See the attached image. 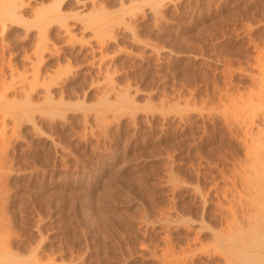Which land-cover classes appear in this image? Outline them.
I'll list each match as a JSON object with an SVG mask.
<instances>
[{
  "label": "rangeland",
  "instance_id": "374dc122",
  "mask_svg": "<svg viewBox=\"0 0 264 264\" xmlns=\"http://www.w3.org/2000/svg\"><path fill=\"white\" fill-rule=\"evenodd\" d=\"M19 10L0 19L6 119L26 118L6 151L13 248L39 244L43 264H253L238 252L264 239V0Z\"/></svg>",
  "mask_w": 264,
  "mask_h": 264
},
{
  "label": "bare ground",
  "instance_id": "6f19581e",
  "mask_svg": "<svg viewBox=\"0 0 264 264\" xmlns=\"http://www.w3.org/2000/svg\"><path fill=\"white\" fill-rule=\"evenodd\" d=\"M23 3H24V0H0V19H6V18H11V17H16L17 15L18 16H20L19 15V13H20V10H19V8H21L22 7V5H23ZM53 7V6H52ZM52 7H48L45 11H44V13H47V12H50L51 11V13L52 12H54L55 10V8L54 9H52L51 10V8ZM48 9H50V10H48ZM54 10V11H53ZM59 11V10H58ZM54 14V13H53ZM45 15V14H44ZM49 15V14H48ZM17 16V17H18ZM16 17V18H17ZM55 18V19H54ZM13 19V18H12ZM51 19H53V20H56V17L54 16H51V18L49 19V20H51ZM1 21H3V20H1ZM47 22V21H46ZM2 23V22H1ZM3 23H5V21L3 22ZM46 24V23H45ZM5 25V24H4ZM43 25V24H42ZM40 26V25H39ZM66 28V27H65ZM42 29V28H41ZM41 30H39V32H40ZM67 31H70V29L67 27ZM44 38V37H43ZM47 38V37H46ZM41 40H43V39H41ZM46 39H44L43 41H45ZM47 41V40H46ZM46 41H45V43H42L41 42V44L43 45L44 44V46L47 44L46 43ZM40 44V43H39ZM42 47V46H41ZM49 47V46H48ZM39 48H40V46H39ZM44 48V47H43ZM43 50V49H42ZM43 51H45V50H43ZM39 54H40V51H39ZM38 58H39V56H37ZM37 63V62H36ZM35 64V63H34ZM14 70H15V68H13ZM12 71V70H11ZM13 72V71H12ZM11 72V73H12ZM17 72V71H16ZM3 73H4V71H3ZM22 73V72H21ZM19 73L18 74V81L20 82L19 84L20 85H23L24 86V84H25V82L27 81V76L26 75H24V73ZM35 73V72H34ZM2 75V74H1ZM0 75V76H1ZM12 78H14L15 76H16V74H14V72L12 73ZM36 77V76H35ZM4 77H2V79H3ZM264 78V77H263ZM38 79V78H37ZM15 80H17L16 79V77H15ZM0 81H3V80H0ZM6 82L8 81V79L7 80H5ZM257 83L259 84V82L257 81ZM1 87H2V84H1ZM261 90H260V88L258 89L259 91H262L261 92V97L264 99V79L261 81ZM18 88V87H17ZM16 88V89H17ZM20 88V87H19ZM17 99V98H16ZM16 99L15 98H12L11 96H9L8 94H6V93H0V264H43L42 263V260H41V249H40V245L38 244H36L37 246L35 247V248H33V250H32V252L31 253H29V254H27V255H25V254H23V253H21V252H19V250L18 251H16L14 248H13V245H12V241H13V238H15L14 237V228H15V226L13 227V225H12V223H11V219H10V210H9V207H8V203H7V200H6V197H9V196H6L5 195V193H6V191H5V180H4V173L7 171V170H9L10 169V161L9 160H7V158H8V156H7V154H8V152L6 153V151H7V148H8V146H9V144H10V142H11V135H13L14 134V132L16 131V127H18V126H20V125H22L21 124V122L23 123L24 121L23 120H25L26 118L25 117H23V116H25V110H23V109H21V113H22V115L20 116V112H19V116L17 115V113L15 114V115H17L18 117L17 118H14L15 120H14V123L12 124V125H9V123L7 122V120L8 119H6V116L8 117V113L10 112L11 114H12V112L11 111H9L10 109H9V105L11 104V103H13V102H15L16 101ZM248 109V108H247ZM249 109H250V107H249ZM12 110V109H11ZM241 110V109H240ZM14 111H16V110H14ZM247 111V110H246ZM246 111H244V112H246ZM249 111V110H248ZM247 111V112H248ZM241 112V111H240ZM243 112V113H244ZM252 112V111H251ZM9 113V114H10ZM242 113V112H241ZM264 113V112H263ZM263 113H262V115H263ZM10 114V115H11ZM249 114V113H248ZM237 115V114H236ZM242 115V114H241ZM256 115V114H255ZM238 116V115H237ZM247 115H245V116H243V117H246ZM10 117V116H9ZM23 117V118H22ZM248 118V117H247ZM23 119V120H22ZM240 119V118H239ZM241 119H242V117H241ZM249 119V121L246 123V126H245V128H247V129H250L251 131H252V126H253V120L251 119V118H248ZM19 120V121H18ZM263 120H264V115H263ZM21 121V122H20ZM237 121V120H236ZM235 120H234V122H236ZM242 121H244V120H242ZM241 121V122H242ZM20 122V123H19ZM236 123H238V121L236 122ZM242 123H244V122H242ZM241 123V124H242ZM245 124V123H244ZM264 124V123H263ZM11 127V129H12V131H11V133H8V131L10 130L9 128ZM261 127H262V129L264 128L263 126H260V129H261ZM254 129V128H253ZM261 129V131L263 132V130ZM246 130V129H245ZM250 131V132H251ZM254 131V130H253ZM248 132H249V130H248ZM245 133V132H244ZM247 133V132H246ZM262 134V133H261ZM246 136H248L247 134H245ZM250 133H249V136L248 137H250ZM262 136V137H261ZM263 136H264V133H263V135H260V136H258L259 138L261 137V138H263ZM255 136H253V134H252V137H250V138H254ZM256 138V137H255ZM260 138V139H261ZM253 140H257V139H253ZM260 141V140H259ZM261 142H264V141H262V139H261ZM261 144H263L264 145V143H261ZM261 144H259L260 146H261ZM248 149V148H247ZM259 149H263V148H259ZM248 150H250V149H248ZM263 151V150H262ZM260 152H261V150H260ZM9 161V162H8ZM11 170V169H10ZM264 171V170H263ZM8 175V174H7ZM6 177V176H5ZM262 189H264V187L262 188ZM258 191V190H257ZM262 191V190H261ZM262 192H264V191H262ZM256 194V193H255ZM261 197V196H260ZM100 199V198H99ZM101 200V199H100ZM250 207V206H249ZM248 207V208H249ZM257 207V206H256ZM260 207V206H259ZM100 208H102V207H100ZM247 208V207H246ZM253 208V207H252ZM261 208V207H260ZM262 208H264V207H262ZM261 208V209H262ZM260 209V210H261ZM259 211V210H258ZM263 211H264V209H263ZM259 213H261V211L259 212ZM263 215H264V213H263ZM255 216V215H254ZM257 216V215H256ZM258 218H256V220L258 221V220H260V217L259 216H257ZM264 217V216H263ZM263 220V219H262ZM253 222V221H252ZM254 223V222H253ZM252 223V224H253ZM261 223H263L262 221H261ZM260 226H264V223H263V225L261 224ZM264 229V228H263ZM255 231H257L256 230V228L254 229ZM253 231V230H252ZM252 231H251V233H252ZM16 233V232H15ZM255 234V233H254ZM259 239V238H258ZM260 239L261 240H264V239H262V236L260 237ZM257 241V243L256 244H259V242L260 243H263V241ZM38 243H40V241L38 242ZM256 244H252V246H250V248L249 249H247V250H245V251H241L240 252V250H239V252L241 253V255H240V253L238 252V256L239 257H242L245 261L246 260H249V262H251V263H253V264H264V263H262L261 261H257V260H255L254 258V254H257L256 252H257V250L259 249V248H261V247H259V246H257V247H254V246H256ZM209 251V250H208ZM231 251V250H230ZM237 251V250H236ZM258 251H261V250H258ZM207 252V251H206ZM212 253V252H211ZM261 253V252H260ZM23 254V255H22ZM231 254H232V251H231ZM25 255V256H24ZM254 257V258H253ZM259 257V256H258ZM257 256H256V259L258 258ZM211 260V259H210ZM217 262V261H216ZM248 262V261H247ZM217 264V263H216ZM227 264V263H226Z\"/></svg>",
  "mask_w": 264,
  "mask_h": 264
}]
</instances>
